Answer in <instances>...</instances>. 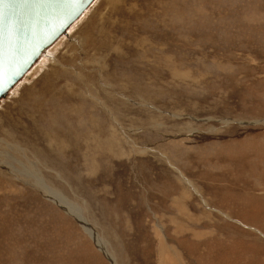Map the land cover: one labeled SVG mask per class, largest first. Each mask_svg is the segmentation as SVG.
Wrapping results in <instances>:
<instances>
[{"label":"rangeland","instance_id":"obj_1","mask_svg":"<svg viewBox=\"0 0 264 264\" xmlns=\"http://www.w3.org/2000/svg\"><path fill=\"white\" fill-rule=\"evenodd\" d=\"M111 260L264 264V0H94L0 103V264Z\"/></svg>","mask_w":264,"mask_h":264},{"label":"water","instance_id":"obj_2","mask_svg":"<svg viewBox=\"0 0 264 264\" xmlns=\"http://www.w3.org/2000/svg\"><path fill=\"white\" fill-rule=\"evenodd\" d=\"M93 0H4L0 4V103Z\"/></svg>","mask_w":264,"mask_h":264},{"label":"bare ground","instance_id":"obj_3","mask_svg":"<svg viewBox=\"0 0 264 264\" xmlns=\"http://www.w3.org/2000/svg\"><path fill=\"white\" fill-rule=\"evenodd\" d=\"M94 1V0H93ZM92 4V3H91ZM90 4V5H91ZM89 5V6H90ZM88 6V7H89ZM82 15V14H81ZM80 15V16H81ZM79 16V17H80ZM78 17V18H79ZM44 53V52H43ZM38 61V60H37ZM36 61V62H37ZM35 62V63H36ZM35 63L33 64V66L35 65ZM32 66V67H33ZM31 67V68H32ZM31 68L28 70V72L31 70ZM27 72V73H28ZM26 73V74H27ZM25 74V75H26ZM24 75V76H25ZM23 76V77H24ZM11 91V90H10ZM32 172V171H31ZM32 176H34V179L36 180V183H37V185H39L40 186V188H42L43 189V191H45L46 192V194L50 197V198H52L55 202H57V203H59V204H61L64 208H66L69 212H72V210H73V207L75 206H73V205H71V203H67V201H65L64 200V197L62 198L61 196H60V193L57 191V189H55V187H52L51 185H49V184H47L46 182H45V180L37 173V172H33L32 173ZM75 209V208H74ZM76 212V213H75ZM74 212V216L81 222V224H83L84 225V227L92 234V236H93V238H94V240L98 243V245L104 250V251H106L107 252V254L111 257V258H113L112 257V255L110 254V252L108 251V249H107V247L105 246V244H104V242H103V239H101L99 236H98V234L89 226V224L85 221V219H84V217H83V215H82V212L77 208V210ZM112 262H113V260H111ZM113 264H115V262H113Z\"/></svg>","mask_w":264,"mask_h":264},{"label":"snow or ice","instance_id":"obj_4","mask_svg":"<svg viewBox=\"0 0 264 264\" xmlns=\"http://www.w3.org/2000/svg\"><path fill=\"white\" fill-rule=\"evenodd\" d=\"M4 2V0H0V4H2Z\"/></svg>","mask_w":264,"mask_h":264}]
</instances>
